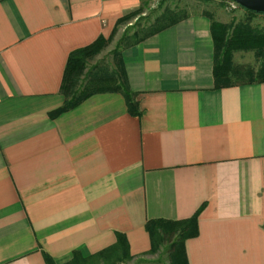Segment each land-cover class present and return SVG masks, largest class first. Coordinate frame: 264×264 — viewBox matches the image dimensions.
I'll use <instances>...</instances> for the list:
<instances>
[{
  "label": "crops",
  "instance_id": "0c3cea01",
  "mask_svg": "<svg viewBox=\"0 0 264 264\" xmlns=\"http://www.w3.org/2000/svg\"><path fill=\"white\" fill-rule=\"evenodd\" d=\"M140 2L0 0V264H69L118 234L145 256L148 221L202 206L188 264H264V83L214 88L209 14L124 43L114 77L51 116L68 56Z\"/></svg>",
  "mask_w": 264,
  "mask_h": 264
},
{
  "label": "rangeland",
  "instance_id": "374dc122",
  "mask_svg": "<svg viewBox=\"0 0 264 264\" xmlns=\"http://www.w3.org/2000/svg\"><path fill=\"white\" fill-rule=\"evenodd\" d=\"M195 12L209 14L215 24L226 28L225 40L216 50V59L230 70L228 82L247 81L249 71H257L264 60V15L249 19L243 9L227 10L224 0H141L138 9L125 16L105 39L104 46L84 59L83 69L73 76L69 99L76 100L114 77L117 53L124 43L145 37ZM166 250L167 246L158 243L155 252L133 257L124 264H170ZM90 264L106 263L94 261Z\"/></svg>",
  "mask_w": 264,
  "mask_h": 264
},
{
  "label": "trees",
  "instance_id": "16d2710c",
  "mask_svg": "<svg viewBox=\"0 0 264 264\" xmlns=\"http://www.w3.org/2000/svg\"><path fill=\"white\" fill-rule=\"evenodd\" d=\"M243 11L249 19L263 16L260 14L251 13L246 10ZM122 20H124V17L120 19V22H122ZM211 32L214 40V46L217 50L219 44L225 40L224 33L226 32V28L222 27L221 25H217L212 21ZM105 42L106 40L103 37H99L93 44L85 48L75 50L68 56L61 85V93L65 98V103L59 110L51 114L52 117L77 107L85 98L88 97L89 93H84L76 100L69 99L68 92L72 87L70 84L73 82V76L76 73L79 74L83 69L84 59L90 54L96 53L101 47L104 46ZM229 71L230 70L227 69L225 65L217 62V59H215L213 73L215 89H222L235 85H252L264 83V60L257 71H249L248 79L243 83H229ZM117 88L118 90L123 91L130 113L132 115H138V108L134 101L133 95L126 89L122 90L121 87ZM202 210L203 206L200 207V209L190 219L184 221H148L145 225V230L150 237V249L148 252H155V246L159 243L160 245L167 246L166 251L170 264H188L184 244L187 239L197 236V219ZM43 256L46 264H54L47 254L44 253ZM132 258L133 257L129 253V247L125 237L118 234L114 246L89 256H82L77 251H75L69 264H90L94 261L106 264H124L127 261H130Z\"/></svg>",
  "mask_w": 264,
  "mask_h": 264
},
{
  "label": "water",
  "instance_id": "95a60500",
  "mask_svg": "<svg viewBox=\"0 0 264 264\" xmlns=\"http://www.w3.org/2000/svg\"><path fill=\"white\" fill-rule=\"evenodd\" d=\"M243 10L264 15V0H231Z\"/></svg>",
  "mask_w": 264,
  "mask_h": 264
},
{
  "label": "built area",
  "instance_id": "2783aa9c",
  "mask_svg": "<svg viewBox=\"0 0 264 264\" xmlns=\"http://www.w3.org/2000/svg\"><path fill=\"white\" fill-rule=\"evenodd\" d=\"M224 4H225L226 9L229 11H237L240 8L238 4H236L235 2L231 0H224Z\"/></svg>",
  "mask_w": 264,
  "mask_h": 264
}]
</instances>
